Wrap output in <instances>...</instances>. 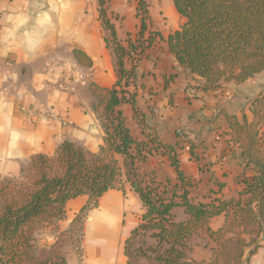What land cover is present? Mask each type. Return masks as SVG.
Instances as JSON below:
<instances>
[{
	"label": "crops",
	"instance_id": "obj_1",
	"mask_svg": "<svg viewBox=\"0 0 264 264\" xmlns=\"http://www.w3.org/2000/svg\"><path fill=\"white\" fill-rule=\"evenodd\" d=\"M104 1L124 44L141 25L136 16L137 3ZM147 2L149 29L160 33L163 40L136 62L125 60L126 69H135L137 108L147 125L144 132L132 106L123 105L121 112L130 134L138 141L144 140L146 133H155L166 144L180 143V169L192 182L188 196L192 202H208L209 197L237 198L248 160L227 115L239 121L244 116L252 120L251 103L264 93V72L242 84L230 82L222 90L205 91L197 77L178 65L166 43L184 22L173 0ZM9 4L29 12L25 27L39 37L33 50L26 46L23 36L11 42L4 36L2 10ZM99 9V0H0V179L20 176L33 157L52 155L65 141L91 153L103 144L104 133L93 111L98 101L90 84L113 88L118 72L115 55L105 42L107 33L101 25ZM76 50L92 60V67L78 63ZM261 133L264 136V125ZM140 172L154 174L170 192L181 194V182L167 157H151L140 165ZM87 201L82 196L68 203L67 217L58 223L59 233L70 228ZM143 213L139 195L129 186L125 194L111 190L85 221L82 260L72 246L69 251L64 242L58 243L54 232H45L40 241L36 235V257L42 261L58 253L67 264L70 260L74 264H128L125 242L139 226ZM172 215L179 223L188 220L185 209L180 207L174 208ZM224 226V215L210 222L213 231ZM102 227V231L97 230ZM146 241L148 246L157 245L151 237ZM208 242L213 245L208 237L192 240L193 262L213 260L212 249L205 247ZM248 254L249 249L246 258ZM249 264H264V245Z\"/></svg>",
	"mask_w": 264,
	"mask_h": 264
},
{
	"label": "trees",
	"instance_id": "obj_2",
	"mask_svg": "<svg viewBox=\"0 0 264 264\" xmlns=\"http://www.w3.org/2000/svg\"><path fill=\"white\" fill-rule=\"evenodd\" d=\"M173 2L184 22L166 43L178 65L197 77L205 91L222 90L230 82L242 84L264 72V0ZM99 7L100 22L107 33L105 42L115 55L118 72L113 88L90 84L98 101L93 111L104 133L103 144L91 153L65 141L52 155L33 157L19 181L1 186L0 264H46L35 255L38 226L54 227L64 221L68 203L86 196L87 204L75 215V224L83 219L82 215L97 209L107 192L125 194L128 186L139 195L144 208L139 226L125 242L128 264L143 258L156 264H197L190 254L192 240L199 237H208L213 243L205 244L212 249L213 260L203 264H249L264 245V93L251 103V121L246 116L239 121L236 116L227 115L248 160L238 197H209L208 202H192L188 197L192 182L180 169V143L166 144L155 133H144V140H135L121 112L123 105L132 106L145 132V117L137 108L135 69H126L125 60L136 62L147 49L163 40L160 33L149 29V4L137 0L136 16L141 25L124 44L104 0H99ZM74 55L80 65L92 67V60L83 52L76 50ZM155 155L168 158L181 182V194L170 192L156 181L154 174L140 172V165ZM178 207L185 209L186 222L175 221L172 210ZM221 215L225 226L213 231L210 222ZM147 237L155 239L157 245L148 246ZM149 253L154 257L147 258ZM48 263L67 261L53 253Z\"/></svg>",
	"mask_w": 264,
	"mask_h": 264
},
{
	"label": "rangeland",
	"instance_id": "obj_3",
	"mask_svg": "<svg viewBox=\"0 0 264 264\" xmlns=\"http://www.w3.org/2000/svg\"><path fill=\"white\" fill-rule=\"evenodd\" d=\"M131 1H135L137 3V0H131ZM144 1L147 2V0H144ZM19 177L20 176L13 177V178H7V179H0V188L4 187L5 184L10 182V181L11 182L19 181ZM0 204H1V201H0ZM97 209H94L92 211H95ZM92 211H90L86 215L85 214L82 215L83 219H79L75 224H73V222H72V224L70 225V228L68 230H66L65 232H61V233L58 232L59 231V226H58L59 224H56L54 227L38 226L36 228V231H35V242L36 241L38 242V239L40 236L45 235L46 233H53L54 232L56 238H58V243L64 242L63 245H64L65 249H68L69 251H70V248L72 246L74 251L76 252V255L78 256V259L82 260V258L84 256V252H85V249L82 245V242L84 241V236H83L84 225H85V221L87 220V218L89 217V215ZM74 219H75V217L73 218V221H74ZM109 222H111V221L108 220L107 223H109ZM41 231L43 232V234L41 233ZM36 235H37L38 239L36 238ZM39 241H40V239H39ZM35 245H36V243H35ZM36 246L38 247V244ZM36 252H38L37 249H36ZM146 257L152 258V257H154V255H150V253H149ZM47 260H42L41 262H46V264H47ZM70 264H74L73 261L70 260ZM133 264H156V263H154L152 260L149 262L148 259L146 260V258H143V259H140L138 262H133Z\"/></svg>",
	"mask_w": 264,
	"mask_h": 264
},
{
	"label": "clouds",
	"instance_id": "obj_4",
	"mask_svg": "<svg viewBox=\"0 0 264 264\" xmlns=\"http://www.w3.org/2000/svg\"><path fill=\"white\" fill-rule=\"evenodd\" d=\"M30 14L27 10L15 5H6L2 10V21L5 27L4 36L11 42L24 37V42L29 50H33L39 43V37L25 26L28 24Z\"/></svg>",
	"mask_w": 264,
	"mask_h": 264
},
{
	"label": "bare ground",
	"instance_id": "obj_5",
	"mask_svg": "<svg viewBox=\"0 0 264 264\" xmlns=\"http://www.w3.org/2000/svg\"><path fill=\"white\" fill-rule=\"evenodd\" d=\"M97 230H100V231H102V230H103V227H102V228H100V229H97Z\"/></svg>",
	"mask_w": 264,
	"mask_h": 264
}]
</instances>
